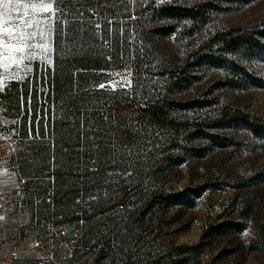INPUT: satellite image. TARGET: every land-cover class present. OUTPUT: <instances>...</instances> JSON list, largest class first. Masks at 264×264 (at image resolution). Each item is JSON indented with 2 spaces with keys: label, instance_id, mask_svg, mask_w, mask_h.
<instances>
[{
  "label": "rangeland",
  "instance_id": "1",
  "mask_svg": "<svg viewBox=\"0 0 264 264\" xmlns=\"http://www.w3.org/2000/svg\"><path fill=\"white\" fill-rule=\"evenodd\" d=\"M196 6H204L206 15L197 24L173 22L159 13L170 7L184 12ZM62 7L84 9V22L71 14L61 17L55 25L52 64L46 67L35 62L31 71L20 72L26 78L17 83L33 79L36 69L42 75L54 68L56 34L64 31L61 47L68 49L72 40L67 30L73 26L83 29L89 48L102 51L110 62L92 81L107 98H129L131 90L139 89L153 94L166 82L158 69L161 65L177 69L190 60L188 73L196 79L184 85L185 91L173 95L175 101L199 97L213 105L198 114L233 107L264 119V39L249 34L235 53H209L192 65L209 35L251 26L262 19L264 0H64ZM113 55H118L117 61ZM136 55L139 59L135 60ZM3 63L10 61L0 62L5 91L16 81L7 78L13 69H5ZM229 70L236 75L229 77ZM129 74L132 86H122V78ZM227 79L230 85L225 83ZM42 89L39 86L38 90ZM4 107L0 116L7 110ZM5 125L11 127L12 123L6 120ZM191 147L209 148L210 153L197 159L158 146L136 154L134 165L126 167L136 176L128 183L138 192L132 199L123 200L122 186L102 177L97 192L86 199L76 198L73 207L59 209L61 248L56 259L61 264H264V127L235 121L209 130L206 139L194 141ZM25 185L21 182L15 191L0 190V198L10 193V199L0 202L2 211L20 217L13 245L0 239V250L5 253L0 263L17 264L19 256L30 249L46 253L44 245L42 250L35 248L34 238L40 239L36 232L27 248L16 247L21 230L34 229L22 216L23 206L16 203L15 193H22ZM205 187L209 189L203 191ZM199 191L202 194L195 199ZM161 193L172 195L176 205L149 203L152 194ZM186 197L195 199L194 206ZM209 224L220 230L211 232L205 253L196 248L182 255L201 242ZM236 224L242 228L234 227Z\"/></svg>",
  "mask_w": 264,
  "mask_h": 264
},
{
  "label": "trees",
  "instance_id": "2",
  "mask_svg": "<svg viewBox=\"0 0 264 264\" xmlns=\"http://www.w3.org/2000/svg\"><path fill=\"white\" fill-rule=\"evenodd\" d=\"M203 9L204 6H196L181 12L170 7L159 13L173 22L187 20L197 24L206 18ZM59 32L54 68L42 75L36 69L33 79L13 82L0 94L7 108L6 115L19 120L18 129L26 140L25 154H35L43 171H50V154H54L55 190L53 197L43 196L42 200L55 208L56 218L60 216L59 209L73 207L76 198L86 199L97 192L102 177L122 186L123 200L136 197V188L128 184L136 176L126 167L134 165L135 155L142 149L157 150L158 146H167L165 152L172 149L170 151L188 154L190 158L204 159L210 153L209 148H192L191 145L196 140L206 139L209 130H218L235 121L264 127V119L233 107H222L213 114H198L212 107L210 100L196 97L188 102L175 101L173 95L185 91L184 85L196 79L188 73L192 67L190 60L177 69L161 65L158 69L166 82L153 94L139 89L131 90L129 98H107L103 90L92 85V81L107 69L105 64L110 63L104 53L89 48L86 35L73 26L68 28L67 36L76 37V46L70 41L68 49H64ZM249 34L264 39V17L251 26L209 35L199 47L192 65H197L209 53H235ZM113 56V61H117L118 55ZM234 73L229 70V77H234ZM225 83L230 85L231 81L227 79ZM39 86L42 91L38 90ZM208 189L205 187L203 191ZM201 194L197 192L195 199ZM172 197L164 193L152 194L149 203L171 207L176 205ZM49 198L50 203L47 202ZM185 199L194 206L195 199ZM211 225L206 227L201 242L182 255H189L196 248H201V254L205 253L211 232L220 230ZM234 227L242 228L240 224ZM38 228L34 225L36 233H39Z\"/></svg>",
  "mask_w": 264,
  "mask_h": 264
},
{
  "label": "crops",
  "instance_id": "3",
  "mask_svg": "<svg viewBox=\"0 0 264 264\" xmlns=\"http://www.w3.org/2000/svg\"><path fill=\"white\" fill-rule=\"evenodd\" d=\"M3 108L4 104L0 101V110ZM6 120L11 121V127L5 125ZM18 123V119L10 118L6 112L0 116V190L15 191L21 182H25L27 187L24 191L15 193L16 203L24 208V220L40 228L39 236L44 240L47 255L30 249L19 256L17 264H61L56 259L61 248L59 229L56 226L58 218L55 208L49 207L42 200L43 196L53 197L55 190L54 154H50V171H43L35 154H25L26 140L22 139ZM45 211L49 212L47 216L43 214ZM0 216L4 217L0 220V239L11 246L16 238L20 217L5 214L1 207Z\"/></svg>",
  "mask_w": 264,
  "mask_h": 264
},
{
  "label": "snow or ice",
  "instance_id": "4",
  "mask_svg": "<svg viewBox=\"0 0 264 264\" xmlns=\"http://www.w3.org/2000/svg\"><path fill=\"white\" fill-rule=\"evenodd\" d=\"M63 4L64 0H0V62L10 61L3 63L5 69H13L8 79L21 82L26 76H20V72L26 74L31 71L30 66L37 61L46 67L52 64L50 56L53 52L55 25L61 22V17L71 14L79 17L81 23L84 22V9H66L62 7ZM95 27L100 28L101 25L96 24ZM59 35L63 37L64 31L61 30ZM70 39L75 41L76 37ZM130 76L122 78V86H132ZM4 85L5 80L0 79V93H3ZM100 87L104 88L105 85ZM3 219L0 216V220Z\"/></svg>",
  "mask_w": 264,
  "mask_h": 264
},
{
  "label": "built area",
  "instance_id": "5",
  "mask_svg": "<svg viewBox=\"0 0 264 264\" xmlns=\"http://www.w3.org/2000/svg\"><path fill=\"white\" fill-rule=\"evenodd\" d=\"M7 199H10V193L9 192H5L3 194V196L0 198V202L3 201L4 199L6 200ZM47 202L50 203L51 202V199H47ZM76 232H79V230H76ZM34 234H35V230L31 227V229L25 227L21 230V234L19 235V241L17 242V246L16 247H22V248H27V243L34 238ZM35 241L37 242V246L35 247L36 249L38 250H42L43 248V241L41 239H37V238H34ZM2 243L0 242V245ZM4 252V251H3ZM1 254H5V253H2V250H0V259L1 258ZM13 260H15V258L17 257L16 253L13 254ZM11 257V258H12ZM13 262V261H11ZM11 262L9 264H11ZM0 264H7L5 261Z\"/></svg>",
  "mask_w": 264,
  "mask_h": 264
}]
</instances>
